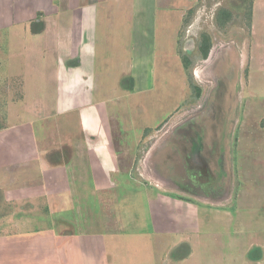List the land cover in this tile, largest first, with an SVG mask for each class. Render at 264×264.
<instances>
[{
    "label": "rangeland",
    "instance_id": "374dc122",
    "mask_svg": "<svg viewBox=\"0 0 264 264\" xmlns=\"http://www.w3.org/2000/svg\"><path fill=\"white\" fill-rule=\"evenodd\" d=\"M157 1L154 67L148 76L140 72L138 84L126 78L116 63L126 58L130 41L115 35L109 50L97 55L107 66L98 70L95 94L74 101L75 106L103 103L105 110L91 111L84 122L110 127L105 139L115 148H90L99 140L79 132L84 117L77 109L66 118L55 114L50 101L54 76L47 75L49 70L42 73L38 52L45 41L36 37L53 28L44 11L28 10L23 21L0 28V81L9 78L0 107L8 104L10 113L0 116V123L24 124L28 175H70L63 186L76 210L73 225L81 208V216L90 218L82 226L93 228L84 231H98L102 225L99 230L104 233L106 227L110 235L123 221L122 232L146 238L128 245V233L122 234L116 259L108 255L111 264H258L259 257L264 264V248L252 244L258 241L264 247V0ZM126 27L122 18L119 29ZM204 35L211 44L205 59L199 50ZM46 40L49 43L50 37ZM99 152L107 155L106 163L98 159ZM61 166L64 169H51ZM100 169L106 178L94 181ZM56 183L47 180L43 186L53 189ZM102 186L116 189L115 197L110 190L106 198L97 194ZM88 188L95 197L85 196ZM243 190L250 199L242 196L245 202L240 199L238 206ZM39 195L38 207L25 209L21 216L32 226L27 232L38 228V238L45 240L52 236L51 221L56 218L46 208L54 194ZM227 198L239 210L232 211L234 221L229 227L216 219L205 222L190 261H185L192 251L189 244L153 236L149 210L162 224L165 205L221 208ZM115 201L117 208L132 211L133 223L127 222L131 229L122 220L125 213L121 219L112 207ZM250 202L259 205L258 212H248ZM78 226L63 232H81ZM42 242L40 255L50 249ZM1 243L0 264H27L26 258L12 259L19 255L9 257L7 243Z\"/></svg>",
    "mask_w": 264,
    "mask_h": 264
},
{
    "label": "crops",
    "instance_id": "0c3cea01",
    "mask_svg": "<svg viewBox=\"0 0 264 264\" xmlns=\"http://www.w3.org/2000/svg\"><path fill=\"white\" fill-rule=\"evenodd\" d=\"M28 10L34 12H37V10L44 11V14L49 16L47 19L51 21L53 27L52 29H45L36 37L45 41L44 44L39 45L40 51L38 52L40 53L39 59L42 73L44 70H49L47 75L50 74L51 76L52 74L54 76L52 84L53 99L50 100L49 98V100L54 110L56 109L57 113L55 114L57 116L59 114L62 116L63 114V118H66L77 109L80 115L84 117L80 123L81 129L79 132L86 136L85 138H89L92 135L99 140L97 145L92 144L90 146L89 144L90 148H98L99 151L103 148H115L113 144H110L105 139L110 127L106 124L103 126L96 124L90 126L84 122L85 117L90 116L91 111L105 110L103 103L94 101V103L89 105L81 103L75 106L74 101L81 100V97L85 95L90 97L91 93L95 94V88L99 85L97 78L101 76V72L98 70L105 69L107 66V60L99 63L98 60L102 58H98L97 55H100L105 48L109 50L108 43H113L115 35L116 37L125 35L130 41V48L126 58L123 59L121 65L118 62L116 63L122 71H125L126 78L133 79L138 84L141 79L140 72L148 76V69L154 67V40L157 28L158 1L0 0V28L1 26H6L10 21H23ZM122 18L125 19L127 26L125 31L119 29ZM110 20H115V22L110 23ZM47 37H50L52 42L50 48L48 47L50 40L49 43H46ZM7 79L9 78L5 77L3 81H0V98L6 95L2 90L6 89L7 84L5 81ZM8 95L10 97V94ZM7 105L5 103L0 107V116L8 117L10 115ZM109 110L112 112V106ZM70 111L72 112L70 113ZM261 131L264 132V128H261ZM246 135L247 133H244V137ZM25 149L26 129L24 124L20 123L12 127L9 124L0 123V245L2 241L3 243L5 242L4 245L7 243L9 257H11L10 254L12 253L19 255L12 259L26 258L27 264H111L113 259H108V255H112L115 258L117 245L123 241L122 237L124 234L128 233L126 235L128 245L130 243L131 245L137 244L146 239L136 234L137 232H122L123 227H120V222L122 224L123 221H118L116 230L111 232L110 235L105 233L106 227L104 233L99 230L103 228L102 225H99L98 231H91L92 227L82 226L85 221L90 222V218L81 216V208L77 211L80 214H77V225H73V214L76 210L72 206L74 204L69 202V198L65 197V194L69 193V191L63 186L66 181L70 180V175L66 172H59L56 177L54 173L47 174V172L46 174L42 173L39 178L38 173L28 175L26 172L27 156ZM98 156L101 162L102 160L105 163L107 162V155L100 154ZM58 168L64 169L63 166L51 169L55 171ZM102 170L100 169L98 175L93 174L92 179L94 181L106 178ZM38 180L56 181L57 183L53 189H48L43 186V181L38 184ZM59 183L60 185H58ZM57 185L58 187H56ZM85 190L87 193L85 195L83 192V195L86 197L92 198L96 196L95 191L91 188ZM107 190H110L108 191L110 197H115L114 191L116 189L105 188L104 186L99 188L97 194L102 193L103 198H106ZM48 193H53L54 196H49L51 200L46 203V208L49 207V212H51L52 216L54 214L56 218L51 221L52 236L46 237L44 240V238H38V228L27 232V230L32 229V226L27 219H22L21 215L25 213V209L38 207V194L41 196L44 194L48 195ZM246 193L243 190L238 195V206L242 205V201L245 202V199H241L242 196L246 197L249 202L250 194ZM59 196L66 199L58 200ZM117 202L115 201L112 207L117 210L121 219L124 212L126 218L124 217L122 220L126 221V223L129 221L133 223L131 220L132 211L117 208ZM226 202L227 204H223L221 208L211 209L202 206V203L195 206L187 203H170L163 208L165 216L162 219V224L155 221L154 210L152 209V216L151 210H149L152 218L151 228L154 233L153 236L158 237L161 235L164 240L166 238H175L179 243L185 242L189 244L192 251L188 259H185L188 262L195 251L192 246H197V236L205 222L216 219V222H222L225 227H229L234 221L232 211L238 212L239 210L235 206L233 207V200L228 202L227 198ZM247 210L251 213L258 212L259 205L250 202ZM99 223H101V220ZM236 225L234 224V226ZM77 226L82 230L78 232L79 234L63 232L64 228L75 229ZM134 227L137 228V223ZM86 228L91 230L84 231ZM127 228L129 229L130 225ZM236 228H240V224ZM192 232L193 234L190 235ZM43 240L44 242H42ZM41 242L42 244H48L50 249L40 255L38 253V243ZM216 243L219 244V241L217 240ZM214 244L215 241L212 242V245ZM252 244H256L260 249L261 247L264 248L258 241H254ZM20 245H23V248ZM109 245H111V249ZM248 253H250V250H248ZM259 254L261 253L259 252ZM257 260L258 264H262L260 257Z\"/></svg>",
    "mask_w": 264,
    "mask_h": 264
},
{
    "label": "trees",
    "instance_id": "16d2710c",
    "mask_svg": "<svg viewBox=\"0 0 264 264\" xmlns=\"http://www.w3.org/2000/svg\"><path fill=\"white\" fill-rule=\"evenodd\" d=\"M210 48H211L210 39L208 36L204 35L202 42L199 46L200 53L204 59L207 58Z\"/></svg>",
    "mask_w": 264,
    "mask_h": 264
}]
</instances>
